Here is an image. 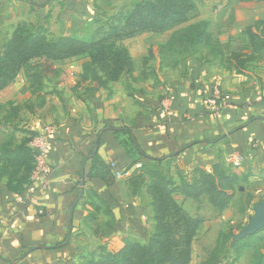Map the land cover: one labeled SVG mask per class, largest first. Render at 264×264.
<instances>
[{
  "label": "crops",
  "instance_id": "obj_1",
  "mask_svg": "<svg viewBox=\"0 0 264 264\" xmlns=\"http://www.w3.org/2000/svg\"><path fill=\"white\" fill-rule=\"evenodd\" d=\"M137 1L0 0V39L7 40L19 23L43 28L53 38L86 36L122 17ZM195 3L197 20L209 22L208 30L220 46L251 55L244 49L242 31L264 20V0H226L235 6L216 16L207 9L208 2ZM170 34L146 32L123 40L133 71L106 87L80 83L83 62L74 57L53 63L54 71L44 75L38 92L29 89L21 72L0 91L1 105L21 106L23 128L33 137L54 126L47 137V157L35 160L47 173L45 188L30 180L15 193L6 187V178H0V264H77L82 256L96 253L87 252L89 243L112 250L122 237L146 242L153 232L146 191L150 176L145 171L150 166L163 167L178 181L196 167L210 170L220 163L237 176L239 191L248 184L252 192L264 193V52L236 71L206 49L196 57L171 56L162 49ZM214 85L228 95L221 118L204 107ZM6 131L0 129V144ZM218 135L214 143L202 142ZM166 154L170 156L160 163L149 158ZM233 154L244 159L235 168L228 162ZM110 161L118 167L138 164L134 175L139 176L105 184L100 176ZM90 212L94 219L81 227ZM32 246L35 249L24 254Z\"/></svg>",
  "mask_w": 264,
  "mask_h": 264
},
{
  "label": "trees",
  "instance_id": "obj_2",
  "mask_svg": "<svg viewBox=\"0 0 264 264\" xmlns=\"http://www.w3.org/2000/svg\"><path fill=\"white\" fill-rule=\"evenodd\" d=\"M198 14L195 0H138L122 17L97 27L95 33L87 37L65 35L50 38L43 28L19 23L9 38L0 44V91L24 71L31 91L38 92L47 67L53 72V63L74 57L86 58L82 63L80 83L88 80L93 89L106 87L123 74L133 71L129 52L121 42L146 32L171 31L162 46L170 55L183 54L184 59L199 56L201 49H206L212 55L220 56L226 68L234 67L236 71L264 52L263 19L254 21L242 31L247 41L242 48L251 52L250 56H246L243 50L233 49L228 44L220 46L208 30L209 22L197 20ZM8 104L12 106V103ZM11 109L16 114L21 106H12ZM113 132L117 134L121 131L113 129ZM28 133V137L19 140L14 134H9L0 144V178H6V187L15 193L24 190L34 169L35 152L29 145L33 132ZM127 138L132 147L144 155L132 136ZM220 138L218 135L202 142L214 143ZM169 156L149 158L160 163ZM135 171L124 180L137 178L139 175H134ZM145 171L150 176L146 191L151 198L153 214V232L148 240L139 243L122 237L119 247L108 250L103 245L98 246L96 253L82 256L77 264H190L192 242L200 219L190 215L177 202L174 194L179 193L183 198L193 200L204 196L217 212H222L237 193H243L239 191L241 185L237 176L226 172L220 163L212 164L210 170L196 167L190 175L180 176L178 181L163 167L150 166ZM100 178L105 184L114 180L108 166ZM92 219L94 213L90 212L80 226H88V221ZM262 238L264 227L231 242L229 248L237 258L252 246L254 240ZM219 243L202 264H217L215 250ZM34 249L33 246L26 247L24 254ZM252 264H264V250L253 255Z\"/></svg>",
  "mask_w": 264,
  "mask_h": 264
},
{
  "label": "rangeland",
  "instance_id": "obj_3",
  "mask_svg": "<svg viewBox=\"0 0 264 264\" xmlns=\"http://www.w3.org/2000/svg\"><path fill=\"white\" fill-rule=\"evenodd\" d=\"M198 1L199 3H203L204 1L208 2L205 4L207 5L206 7L210 13L215 16L230 11L235 6V3L228 4L226 3V0ZM96 29H94L90 34L82 37L94 34ZM54 36V34H51L50 38H53ZM4 39V37H1V45L3 44ZM171 56L175 57L176 55ZM182 57L183 54L181 55V58ZM73 60L77 62H84L83 60H85V58L79 57ZM73 60L69 61V65H73L71 64L73 63ZM46 69L47 74L45 73V75L52 73L50 68L48 69L47 67ZM20 74L24 77V71H21ZM29 89L31 90L30 87ZM23 106L26 108L29 107L26 103ZM11 108L12 106L8 103L3 105L0 104V129L4 127L7 129V136L9 134H14L17 139L28 137L29 131L24 129L22 125L24 117H22L23 114L19 112L21 109L14 114ZM5 119H8V122ZM245 186L247 190H243L242 194L237 193L222 212H217L208 203L206 197L204 196H202L199 200H193L191 198H183L179 193L174 194L177 202L181 204L190 215L200 219V225L192 242L190 264H202V262L205 261L214 251L218 242L221 243H219V247L215 250V257L218 260L217 264H252L253 255L261 250H264V238L254 240L252 246L245 249L237 258H235L234 252L229 248L231 242H233L235 234H237L248 223L250 216L254 212V206L261 198L264 197V193H254L251 191L248 184ZM89 244L91 245H89L87 252H97L96 249L99 243L95 242Z\"/></svg>",
  "mask_w": 264,
  "mask_h": 264
},
{
  "label": "built area",
  "instance_id": "obj_4",
  "mask_svg": "<svg viewBox=\"0 0 264 264\" xmlns=\"http://www.w3.org/2000/svg\"><path fill=\"white\" fill-rule=\"evenodd\" d=\"M228 100V95L223 92V90L218 86L214 85L207 98H205L204 107L208 114L213 117L221 118L223 114V106ZM54 130V126L49 124L45 127L44 132L39 135L32 137L29 145L33 148L35 152V160L38 158H46L48 153V142L47 137ZM243 157L238 154H233L228 158L229 164L235 168L243 163ZM110 173L115 180H124L131 176L136 166L128 167H118L115 161H110L108 164ZM30 180L37 182L40 187L45 188L47 186L48 177L44 170L38 168V165L34 163V169L31 173ZM41 213V210H39Z\"/></svg>",
  "mask_w": 264,
  "mask_h": 264
},
{
  "label": "water",
  "instance_id": "obj_5",
  "mask_svg": "<svg viewBox=\"0 0 264 264\" xmlns=\"http://www.w3.org/2000/svg\"><path fill=\"white\" fill-rule=\"evenodd\" d=\"M80 185H83V180L80 181ZM239 190H242V187H239ZM73 206L74 204L72 205L71 210L73 209ZM253 210L254 212L250 216L248 223L237 234H235L233 241L252 235L264 227V199L257 203Z\"/></svg>",
  "mask_w": 264,
  "mask_h": 264
}]
</instances>
